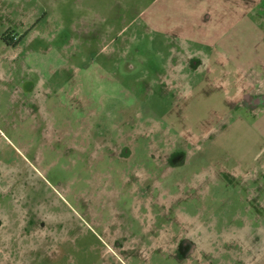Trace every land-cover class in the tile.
Instances as JSON below:
<instances>
[{
  "label": "rangeland",
  "instance_id": "1",
  "mask_svg": "<svg viewBox=\"0 0 264 264\" xmlns=\"http://www.w3.org/2000/svg\"><path fill=\"white\" fill-rule=\"evenodd\" d=\"M0 7L5 25L17 10L38 20L26 39L11 28L16 53L0 44V264H264V142L206 67L257 58L263 0Z\"/></svg>",
  "mask_w": 264,
  "mask_h": 264
},
{
  "label": "crops",
  "instance_id": "2",
  "mask_svg": "<svg viewBox=\"0 0 264 264\" xmlns=\"http://www.w3.org/2000/svg\"><path fill=\"white\" fill-rule=\"evenodd\" d=\"M250 12L251 14H255L257 11L251 10ZM13 14H19V16L14 17V23L7 22L8 24L5 25L6 19L11 18V16L9 12L0 7V29L3 28L2 30H7L5 32L8 33L11 32L9 35L13 36L14 33L11 31V28L16 27L17 31H19V34H23L22 38L25 36L26 39L33 32V29L38 22L37 15L35 14L33 16H24L23 13L21 14L18 10L17 13ZM262 25H264V19ZM1 35L0 44L2 48L5 47L7 50H10L11 52L13 51L14 53L20 50L21 45L26 41L24 39L21 41V38L15 46H7L1 41ZM13 37L16 40L20 36L17 34ZM247 49L253 51L257 50L258 53H260L257 55L256 59H253L252 53H250L249 51L248 55L245 54L240 58L238 66L233 65L236 68H231V70L230 68H224L225 66L223 65H226L227 63L226 60L225 62H221L212 59L211 57L208 58L206 67L207 71L210 75L213 76L214 79H222V87L228 89V96L230 101L236 102L238 107L241 106L244 109L246 115L253 117L250 123L251 130L254 133L252 138L254 140L253 143L258 144L264 142V34H251V40ZM212 63L219 64L213 66ZM218 67H220L221 70L217 71V69H215ZM90 79L91 77L84 78V76L82 75V71H80L77 79L75 80V82L77 83L76 89L80 91L84 88L85 93L86 88L84 82H88L90 81ZM47 80L45 79L44 81L43 79H41L40 82L46 83ZM66 90V87H62L61 93L64 95L66 93ZM37 93L38 92H36V94ZM258 172L259 171H257L256 173ZM254 264L256 263L254 262Z\"/></svg>",
  "mask_w": 264,
  "mask_h": 264
},
{
  "label": "flooded vegetation",
  "instance_id": "3",
  "mask_svg": "<svg viewBox=\"0 0 264 264\" xmlns=\"http://www.w3.org/2000/svg\"><path fill=\"white\" fill-rule=\"evenodd\" d=\"M193 61H192L193 62V65L191 66V68H194V70H196L197 69V66H200V61L198 60L197 62H195V59H193ZM121 152H123L124 154L125 153H130L129 147L128 146H124L123 149L121 150ZM174 153H175V151H173V154ZM173 154H171V155H173ZM167 165H170L171 167H173L174 165H179V164L169 163ZM157 170H159V168H155V170H152V172H150V176H148V179L151 178V177H153V176L156 177ZM140 180H142V178ZM173 188H175V187H170V190H172ZM184 189H187L186 186H185ZM170 190H169V192H170ZM132 193H133L134 196H136V193L135 192L132 191ZM148 198L150 199L148 201V203H149L148 210H154L155 213H158L159 214V212L156 211L155 206H158V207L162 208L161 206H164V201H161V199L159 197H157V200H156L153 195L152 196H148ZM165 211H167V212H165V214H167L169 210H166V207H165ZM160 213H164V212H160ZM172 224H175V227L178 226V223L176 225V222H174V221H173ZM144 233H147V236H148L149 241L152 240L153 242L155 240H157V237L158 236L162 235L161 234L162 231L161 230H158V228H151V229H149L148 231H146ZM171 233H173L172 230H170L168 232V234H171ZM189 237L190 236H188L187 233L186 234H183V235L182 234H178L177 235L176 251L178 252L179 257L182 256L183 259H189V258H191L192 256H194L193 253L195 254V252H196V246L194 244V241L191 240V239H189ZM153 245H154L153 247H155L156 250L161 247V245H157V243H153ZM172 247L173 246L170 245V248L171 249H172ZM180 253L182 254L181 256H180Z\"/></svg>",
  "mask_w": 264,
  "mask_h": 264
},
{
  "label": "trees",
  "instance_id": "4",
  "mask_svg": "<svg viewBox=\"0 0 264 264\" xmlns=\"http://www.w3.org/2000/svg\"><path fill=\"white\" fill-rule=\"evenodd\" d=\"M22 37V36H21ZM20 38L16 39L13 36H10L9 34H3L1 35V41L7 45V46H15Z\"/></svg>",
  "mask_w": 264,
  "mask_h": 264
}]
</instances>
